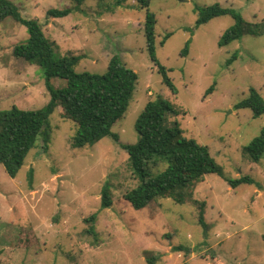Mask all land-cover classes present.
<instances>
[{
    "label": "rangeland",
    "instance_id": "obj_1",
    "mask_svg": "<svg viewBox=\"0 0 264 264\" xmlns=\"http://www.w3.org/2000/svg\"><path fill=\"white\" fill-rule=\"evenodd\" d=\"M11 1L23 18L38 21L57 59L81 57L76 72L102 74L116 54L138 79L126 113L112 127L119 142L105 136L91 147L73 148L75 124L56 109L46 152L39 143L14 178L0 163V264H149L145 251L155 256L154 264H264V155L253 163L243 154L264 127V113L253 117L248 108H234L250 87L264 99V0H149L158 65L146 50V10L133 0ZM215 3L261 24L262 34L221 46L233 18L196 26L195 6ZM64 7H71L68 15L47 17L49 9ZM27 38V29L12 18L0 20V110H36L49 100L43 70L12 54ZM233 53L236 59L227 64ZM159 65L175 92L163 82ZM51 86L62 89L66 83L54 78ZM158 98L180 109L175 119L183 134L207 146L226 176L254 181L231 188L211 173L195 184L193 198L206 203L205 233L191 202L165 198L154 211L135 210L123 197L138 182L119 143L137 142L134 123L144 105ZM107 182L112 204L100 209ZM95 212L96 241L84 221Z\"/></svg>",
    "mask_w": 264,
    "mask_h": 264
},
{
    "label": "trees",
    "instance_id": "obj_2",
    "mask_svg": "<svg viewBox=\"0 0 264 264\" xmlns=\"http://www.w3.org/2000/svg\"><path fill=\"white\" fill-rule=\"evenodd\" d=\"M79 5L85 0H70ZM127 0H116L124 3ZM135 6L146 10L144 20V36L146 50L152 61L156 63V46L154 37L155 17L148 11L149 0H133ZM196 26L205 24L219 16H230L234 23L223 32L219 44L228 45L243 35L259 36L262 34L261 24L246 22L235 9L222 7L218 3L212 5H196ZM71 12V7L49 9L47 17H63ZM12 18L28 31V38L14 45L12 54L28 64L39 66L44 73L49 100L46 105L36 110L10 109L0 110V163L6 173L14 178L23 166L29 152L38 146L47 151L51 136L49 117L58 110L62 118L75 124V134L70 145L73 148L91 147L105 136L119 142L118 134L112 127L126 113L129 102L137 84V74L129 68L118 55H113L102 74L76 72L75 65L81 57L69 54L57 59L54 43L42 32L41 25L34 19H25L19 8L11 0H0V20ZM164 40L160 42L163 45ZM186 50V48H185ZM236 59L235 54L228 59L230 64ZM158 67V66H157ZM159 72L163 82L175 92L167 70L160 66ZM59 78L65 81L62 89H54L51 80ZM210 86L206 92L213 91ZM60 108V109H59ZM235 109L248 108L253 117L264 113V99L257 90L250 87L245 98L234 105ZM180 109L169 100L158 98L148 101L139 113L134 129L138 139L136 143H119L127 153V165L137 185L126 191L124 199L135 210L153 209L160 201L168 198L177 204L191 202L198 206V223L204 233L207 224L204 220V201L193 198L195 184L204 180L205 175L215 173L222 177L231 188L240 184H252L248 175L230 178L211 157L207 146L199 144L195 139L186 137L175 119ZM243 154L253 163H259L264 155V127L260 134L243 148ZM29 177L32 169H29ZM31 182V180H29ZM109 183H105L100 193V209L112 204ZM97 212L84 219L89 224L86 232L96 241L97 233L94 223ZM264 241V235H262ZM92 245H96L93 242ZM182 249V246L176 247ZM188 249V248H187ZM149 264H154L155 256L144 252Z\"/></svg>",
    "mask_w": 264,
    "mask_h": 264
}]
</instances>
